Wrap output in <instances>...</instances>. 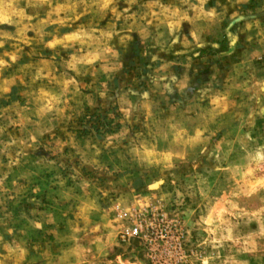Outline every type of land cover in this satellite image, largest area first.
Returning <instances> with one entry per match:
<instances>
[{"label":"rangeland","instance_id":"rangeland-1","mask_svg":"<svg viewBox=\"0 0 264 264\" xmlns=\"http://www.w3.org/2000/svg\"><path fill=\"white\" fill-rule=\"evenodd\" d=\"M77 1L0 0V255L11 264H264L262 23L247 5L199 46L170 38L164 52L125 40L124 63L135 66L114 76L97 107L60 124L102 145L103 160L86 168L17 115L21 87L39 83L44 42L84 24L66 20ZM117 88L126 102L117 104ZM146 94L160 125L156 148L141 154L145 124L157 125L138 104ZM53 182L74 191L41 192Z\"/></svg>","mask_w":264,"mask_h":264},{"label":"crops","instance_id":"crops-1","mask_svg":"<svg viewBox=\"0 0 264 264\" xmlns=\"http://www.w3.org/2000/svg\"><path fill=\"white\" fill-rule=\"evenodd\" d=\"M247 5L250 10L248 14L251 13L253 20H258L264 28V0H79L74 5L75 13L70 14L66 20L84 24H77L44 42L42 50H45L47 56L37 59L35 63V78L39 83L32 86L27 81V88L21 87L19 94L23 102L18 118L37 123V130L33 127V131L49 135L51 143L61 149H75L74 154H79V161L86 168H92L103 160L102 145L90 138L75 136V132L71 133L66 126L60 124L67 125L81 111L97 107L106 100L107 87L113 82L114 76L118 77L121 71L134 65L124 63L123 55L133 52L125 40L148 44L147 50L165 46L164 52L167 46L162 43L170 38H178L182 48H187L188 43L190 46H199L205 40L216 37L222 23L226 22L228 25L237 16L238 10ZM251 7H254L253 11ZM64 48L73 51L65 55L63 62L58 63L57 59L63 57L60 55ZM180 51L184 52V49ZM170 64L172 63L165 62L157 69L167 70ZM114 83L120 87L123 82L116 78ZM117 90V104L124 100L126 102L124 96L127 93L121 88ZM127 103L130 106L131 102L127 100ZM151 103L152 98L148 94L138 102L144 110L142 114L145 122L151 121L152 116L154 124L155 113L150 110ZM2 114L3 120L11 117L6 108H3ZM155 124L157 125H151V128L145 124L142 131L146 134L145 140L136 146L142 151L141 154L156 148L151 144L150 137L158 133L156 126L160 123L155 121ZM59 131L62 136L57 134ZM117 133L120 134V131ZM46 143L50 146L49 141ZM100 152L102 155H98ZM37 166L39 168L36 172L41 174L37 176L43 177V169L47 165L38 163ZM29 169L27 167V173ZM27 176L31 178L30 174ZM49 184L46 187L43 185L41 192L57 196L74 191L71 186H60L56 182ZM5 258L6 256L0 255V264H11Z\"/></svg>","mask_w":264,"mask_h":264}]
</instances>
